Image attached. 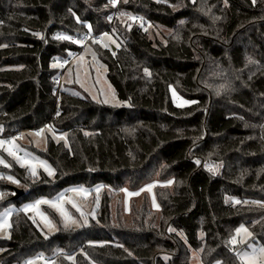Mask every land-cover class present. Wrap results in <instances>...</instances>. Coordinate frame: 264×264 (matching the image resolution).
Returning a JSON list of instances; mask_svg holds the SVG:
<instances>
[{
  "label": "trees",
  "instance_id": "trees-1",
  "mask_svg": "<svg viewBox=\"0 0 264 264\" xmlns=\"http://www.w3.org/2000/svg\"><path fill=\"white\" fill-rule=\"evenodd\" d=\"M122 12L143 26L122 22ZM150 27L171 31L160 39ZM106 33L117 47L89 44L126 104L94 101L75 84L57 95L60 63L82 48L73 37ZM170 87L189 105L175 104ZM46 125L68 138V146L49 138L38 152L55 177H33L10 160L0 167V209L72 185L110 189L97 220L81 228L52 212V235L15 211L0 264H191V248H202L204 264H244L246 245L230 243L240 224L264 245V0H0V134ZM6 175L24 187L16 199ZM152 181L158 214L144 198L129 219L113 217L115 193Z\"/></svg>",
  "mask_w": 264,
  "mask_h": 264
},
{
  "label": "rangeland",
  "instance_id": "rangeland-1",
  "mask_svg": "<svg viewBox=\"0 0 264 264\" xmlns=\"http://www.w3.org/2000/svg\"><path fill=\"white\" fill-rule=\"evenodd\" d=\"M180 6V3L172 5L174 9L180 8ZM122 13L124 15H122ZM122 13H119L120 20L130 24L132 20L129 19V17H132V14L127 12ZM149 29L152 37L157 36L160 39H162V33L166 34L171 31L170 29L161 27L152 34V28L150 27ZM102 40L104 42V44L101 46L102 48L118 46V42L112 34H103ZM80 46L82 47L80 51L68 53V58H73L70 66H68L64 71H62V68H60L59 74L61 75L62 86L67 87L71 84H75L79 88L75 90L77 93H79L81 90V92L87 94L94 101L103 102L111 106H121L124 102L118 98L115 88L107 76V67L97 54V45L80 44ZM170 93L175 104L189 105V103H184L186 100L180 97L173 87H170ZM38 132L40 135H36ZM49 138L56 142H63L66 146H68L67 134L56 133L48 125L36 130H25L10 137H3L2 134H0V140L12 142L10 144L5 143L0 145V159L4 161V163H0V167L10 165V160H12L18 166L26 168L33 177H37L43 173L50 178H54L56 174L55 168L48 160L41 157L38 153L40 151L46 150ZM10 151L14 152L15 155H9ZM16 156H19L20 159L17 160ZM46 167L50 170H53L54 174L49 175L48 171H46ZM211 168L216 170L215 165H213ZM33 172H35V175H33ZM0 176H3L1 169ZM8 177H12V179L10 180ZM5 178L14 187L24 189V187L19 182H14L18 181L15 177L6 175ZM150 185L152 187L149 189ZM157 186L158 183L156 181H152L147 182L136 189L125 187L120 190V192L115 193V197L110 203L113 217H116L118 214L121 219H129L132 203L137 202L140 205L144 198H147L151 211L154 214H158L160 212V204L156 198ZM72 189H78V191H72ZM108 189L110 188L103 183H97L93 186L72 185L64 188L52 197L43 196L34 201L23 202L20 206L13 202L9 203L6 207L0 209V224H3L4 221L7 222L4 224V226L0 227V239H8L10 237L11 217L13 213L19 209H24L25 205L35 204V202L38 200H47L53 202L56 204V207L54 208L52 207L51 203H47L40 204L33 209L22 211L30 216V218L36 223L38 228L45 235H52L58 229V224L53 218L52 212L56 214L61 225L65 227L66 217L65 215L61 214L60 210H63L67 216H71L72 219L76 221V223H71L68 228L77 229L81 228L82 226H86L90 220H97V211L100 206L102 193ZM129 193L139 194L129 195ZM0 194L2 193L0 192ZM2 197L3 194L0 195V200ZM45 217H47V220L44 219ZM241 226L247 228L245 224H240L236 230ZM236 230L233 237H236L237 244L246 245L244 248L239 250L238 253H250L252 248L264 247V245L260 243L251 241V237H248L246 233H241L239 236H237ZM199 237H204L203 232H199ZM201 251L202 248H191V264H204L201 259ZM238 257L239 260L244 263L241 260L240 255H238ZM31 261H33L34 264H54L53 261L45 260L44 258H36L32 259ZM254 264H264V257H257L254 261Z\"/></svg>",
  "mask_w": 264,
  "mask_h": 264
},
{
  "label": "snow or ice",
  "instance_id": "snow-or-ice-1",
  "mask_svg": "<svg viewBox=\"0 0 264 264\" xmlns=\"http://www.w3.org/2000/svg\"><path fill=\"white\" fill-rule=\"evenodd\" d=\"M119 2H120V0H109V3L112 6H116ZM124 2H127V0H124ZM253 3H255V0H253ZM122 15H124V14L122 13ZM129 19H131L133 21L139 19L142 22L141 23V26H143V18L142 17H131L130 16ZM87 27L89 28V30H91V25H88ZM128 27L130 28L131 25H129ZM145 30H147V29H145ZM105 35H107V34H105ZM56 39L70 40L72 38L69 37V36H63V35H61V36H57ZM144 71H145L146 74L150 75V73L148 72L147 69H145ZM217 94H219V92ZM174 95H175V93H174ZM184 103H188V102L185 101ZM36 135H40V133L38 132V133H36ZM5 143H9L10 144L12 142L11 141H2V140H0V145H3ZM9 155H15V153L10 151L9 152ZM16 159L19 160L20 157L19 156H16ZM0 163H4V161L2 159H0ZM196 163L199 164L200 161L197 160ZM5 166H9V165H5ZM46 171H48V174L49 175H53L54 174V171L48 169L47 167H46ZM209 171H213L214 172L215 170L212 169V168H209ZM33 175H35V172H33ZM8 179L11 180L12 177H8ZM14 182H17L18 183V181H14ZM169 183H172V182L169 181ZM151 187L152 186L150 185L149 186V189ZM72 191H78V189H72ZM138 194L139 193H129V195H138ZM0 195H2V194H0ZM47 203H51L52 204V207H54V208L56 207V204L53 203V202H50V201H47V200H38V201L35 202V204L25 205L24 209H22V210L33 209V208H36L40 204H47ZM234 203L235 204H240L241 201L240 200H235ZM243 203H249V202L248 201H243ZM253 203H259V202H253ZM261 206H264V205H261ZM60 211H61V214L62 215H65V217H66V219H65V227H69L71 223H76V221H74L71 216H67V214H65L63 212V210H60ZM44 219L47 220V217H45ZM6 223L7 222L4 221L3 224H0V227L4 226V224H6ZM169 231H174V229H169ZM241 233H246L248 237H251L252 236V233L249 232L248 229L245 228V227H243V226H241L240 228H238L236 230V235L237 236H239ZM230 243L233 244V245H236L237 244L236 237H233V239L230 241ZM238 255H240L241 260L244 262V264H254V261H255V259L257 257H264V247L252 248V251L250 253H248V252H245L243 254L238 253ZM68 258L71 259V257H68ZM26 264H34V262L30 260V261H27Z\"/></svg>",
  "mask_w": 264,
  "mask_h": 264
},
{
  "label": "built area",
  "instance_id": "built-area-1",
  "mask_svg": "<svg viewBox=\"0 0 264 264\" xmlns=\"http://www.w3.org/2000/svg\"><path fill=\"white\" fill-rule=\"evenodd\" d=\"M135 17H140V16H135ZM113 20H114V18H111V22ZM135 21H139V19H137ZM73 40L75 42L79 43V44H84V45H87V44H89L92 41L98 42L100 45H103L104 44V42L102 40V34H96V35L84 34L82 36H74L73 37ZM72 61H73V58H66L65 60H63L60 63V65H59L60 68H62V71H64L68 66H70V64L72 63ZM61 84H62L61 75L59 74L57 76V78L55 79V90H54V92L57 95L59 94V89H60ZM58 102H59V99H58Z\"/></svg>",
  "mask_w": 264,
  "mask_h": 264
},
{
  "label": "water",
  "instance_id": "water-1",
  "mask_svg": "<svg viewBox=\"0 0 264 264\" xmlns=\"http://www.w3.org/2000/svg\"><path fill=\"white\" fill-rule=\"evenodd\" d=\"M14 191H15L14 196H13L14 199L18 198L19 196H21L24 193L23 189H20L17 187H14Z\"/></svg>",
  "mask_w": 264,
  "mask_h": 264
}]
</instances>
